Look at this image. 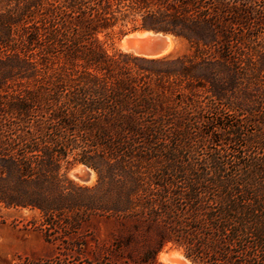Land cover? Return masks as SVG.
<instances>
[{
  "label": "trees",
  "instance_id": "1",
  "mask_svg": "<svg viewBox=\"0 0 264 264\" xmlns=\"http://www.w3.org/2000/svg\"><path fill=\"white\" fill-rule=\"evenodd\" d=\"M127 24L186 50L109 52ZM0 206L131 224L54 264H264V0H0Z\"/></svg>",
  "mask_w": 264,
  "mask_h": 264
},
{
  "label": "rangeland",
  "instance_id": "2",
  "mask_svg": "<svg viewBox=\"0 0 264 264\" xmlns=\"http://www.w3.org/2000/svg\"><path fill=\"white\" fill-rule=\"evenodd\" d=\"M136 31L139 30L131 29V24L122 27L116 26L113 33L105 37L102 36L106 49L109 52H132L122 45V41ZM129 38H127L128 44ZM172 39L174 44L172 50L167 54L182 53L186 50L184 42L173 36ZM67 176L85 185H91L96 181L95 171L81 163L71 166L67 170ZM132 234L133 229L129 222L122 223L112 217L94 216L82 223L76 233L48 235L40 226L36 211L28 208L0 206V264H54L65 256L71 260L73 255H77L79 252L82 257L88 260L100 257L113 237H125ZM61 239H65L64 242ZM76 242L80 243V248L75 247ZM161 253H176L177 259L183 264H191L184 257L182 250L175 246L166 245L158 253L157 259L162 264H182L177 261L164 260L160 256Z\"/></svg>",
  "mask_w": 264,
  "mask_h": 264
},
{
  "label": "water",
  "instance_id": "3",
  "mask_svg": "<svg viewBox=\"0 0 264 264\" xmlns=\"http://www.w3.org/2000/svg\"><path fill=\"white\" fill-rule=\"evenodd\" d=\"M144 31H146V35L144 37L138 38L134 36L129 38L128 40L130 45L138 47V51L140 52V54L138 55L148 57H156L155 55L158 54L166 55L168 52H165L170 46L169 36L172 37V35L162 32H154L150 30ZM84 175H86V173H84Z\"/></svg>",
  "mask_w": 264,
  "mask_h": 264
},
{
  "label": "bare ground",
  "instance_id": "4",
  "mask_svg": "<svg viewBox=\"0 0 264 264\" xmlns=\"http://www.w3.org/2000/svg\"><path fill=\"white\" fill-rule=\"evenodd\" d=\"M146 35V31H142V30H139V31H136V32H133V33H131L130 35H128L125 39H123V41H122V45L129 51V50H131L133 53H135V54H140V52L138 51L139 49H138V47L137 46H133V45H130V44H128L127 43V38H129V37H134V36H136V37H138V38H142V37H144ZM169 38H170V46H169V48H168V50L165 52V53H167V52H169V51H171L172 50V47H173V39H172V37L171 36H169ZM164 53V54H165ZM161 55H163V54H158V55H155V56H161ZM177 254L176 253H170V254H164V253H161L160 254V256L164 259V260H169V261H177V262H181L182 263V261H180L179 259H177V256H176ZM181 256V255H180ZM177 259V260H176ZM184 262V261H183ZM174 263V262H173ZM175 264H177V263H175ZM183 264V263H182Z\"/></svg>",
  "mask_w": 264,
  "mask_h": 264
}]
</instances>
